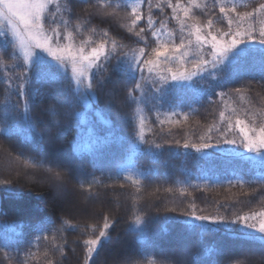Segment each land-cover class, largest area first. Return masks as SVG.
Masks as SVG:
<instances>
[{"label":"snow or ice","instance_id":"1","mask_svg":"<svg viewBox=\"0 0 264 264\" xmlns=\"http://www.w3.org/2000/svg\"><path fill=\"white\" fill-rule=\"evenodd\" d=\"M96 18L100 24L93 23ZM0 21V82L5 85L0 115L6 123L0 133L8 141L0 142V168L8 173L0 179V190L18 196L22 184L34 180L46 184L53 190L61 213L39 218L30 241L24 239L22 222L0 227V257L8 264H31L41 257L44 264H66L79 248V264H172L170 259H153L154 250L145 242V218L153 202L148 199L140 205L145 197L138 194L146 187L141 181L151 179L149 173L155 172L141 170L132 158L141 152L156 157L154 149L162 147L146 138L140 105L149 111L168 107L172 117L182 116L187 121L188 115L176 109L183 97L193 92L209 106L223 104L224 110L219 111L218 122L207 126L200 142H185L183 148L205 157L211 155L206 150L219 149L223 156L246 162L247 171L234 173L227 185L241 189L244 199L236 203L247 204L249 211L196 215L191 204L190 215L201 222L192 227L215 233L220 225H226L237 240L250 245L241 252L244 259L229 260L228 264H245L254 255L264 261V210L252 207L254 201L264 206V0L249 4L240 0H0ZM172 21L175 26L169 27ZM124 33L129 43L124 42ZM5 54L11 63L3 59ZM50 84L59 85L56 95L63 99L58 103L67 106L64 115L79 130V139L73 140L68 153L47 149L38 118L32 113ZM101 96L109 112L127 107L128 118L135 115L139 119L126 163L100 162L103 141L95 134L87 113ZM233 97L243 104L230 107L227 100ZM50 112L55 117V110ZM102 117L103 113L97 114V119ZM23 128L31 132L25 139L34 155L11 143ZM89 158L94 171L84 175L78 165L81 159ZM121 178L136 192L117 193L116 186L108 183ZM70 184L75 189L70 190ZM119 187L123 190L125 184ZM245 188L248 191H243ZM173 191V187L164 189L168 194ZM159 192L156 188L149 195L161 199ZM121 195L132 201L124 209L131 216L126 231L139 241L130 252L111 247L120 222L118 210L123 208L118 199ZM109 196L117 199H109L111 206L97 214L94 206L105 203ZM165 211L177 209L165 207ZM73 234L78 235L70 239ZM173 255L176 264H221L215 255L208 260L201 254L193 255L187 246Z\"/></svg>","mask_w":264,"mask_h":264},{"label":"trees","instance_id":"2","mask_svg":"<svg viewBox=\"0 0 264 264\" xmlns=\"http://www.w3.org/2000/svg\"><path fill=\"white\" fill-rule=\"evenodd\" d=\"M173 3H175V0H173ZM240 3L249 4L251 0H240ZM170 11V9H166V13H170ZM93 23L100 24V19L96 18ZM174 26V21L169 22V27ZM101 27H107V25L101 24ZM217 27H222V25L218 24ZM127 35L124 33L125 43L130 42L126 38ZM3 59L11 63L8 61L7 54L3 56ZM0 71H2V67H0ZM122 86L121 84L120 87ZM233 86L238 87L239 85H230L229 87ZM4 88L5 85L0 82V105L5 101ZM58 91L59 85L50 84L46 86L38 102L33 105L32 113L38 118V130L44 136L47 149L50 152L68 153L73 140L79 139V130L66 119L64 114L68 111V108L66 105L58 103V100L63 99L62 96L56 95ZM214 99L218 98L214 97ZM105 102V97L101 96L95 104L96 109L103 113L104 119L110 121L105 128L97 126L98 136L103 141V144L100 145L103 149L100 154V162L102 164H111L114 161L126 163L129 155L127 148L137 132L139 119L135 115L129 119L126 114H130V109L127 107L122 111L114 108L109 112L105 108ZM227 104L230 107H239L243 104V101L233 97L231 100H227ZM140 108L142 111L139 115L145 118L144 133L146 138L149 139L150 143L154 141L156 144L162 145L160 149H154L158 153L156 157L148 152H141L132 158V162L137 164L141 170H154L155 172V174L149 173L151 179L141 181L146 187L141 189L138 194L145 197V199L139 201L140 205H144L148 199L153 202L148 217L145 218L148 222L145 242L152 246L154 250L152 258L157 261L170 259L172 264H176L177 257L173 254L178 253L182 247L187 246L191 249L193 255L201 254L205 260L215 255L221 261V264H228L229 260L244 259L241 252L250 245L237 240L233 230H230L226 225H220L219 230L215 233H202L200 229L192 227L200 223L193 221L195 217L189 213L191 204L195 205L196 215H224L241 210L245 213L249 211L247 204L236 203L238 199H244L241 189L227 185V181L233 178L234 173L241 175L247 171L248 167H241L233 157H231L233 159L231 160L228 157L219 155H216L215 158H218L221 162L212 164L214 158L212 155L219 153L220 150H206L212 155L205 157L192 148H183L185 142L189 144L200 142L199 137L205 135L207 126L214 121L218 122V113L224 110V105L209 106L207 103L201 102L197 93L189 92L183 97V103L176 109L178 112L188 115L187 121H184L182 116L172 117L168 107H161L152 111H149L145 105H140ZM50 109L55 110V117L52 116ZM76 110H80L79 106ZM166 116L168 117L167 120ZM168 120H180L181 123H169ZM56 121H60V123L57 124ZM161 121H164L163 125H161ZM5 126L6 123L0 115V128ZM30 135V130L23 128L19 133L14 134L11 143L23 147L26 153L34 155L31 152L30 143L25 139ZM3 136L4 134L0 133V142L7 144L8 141H4ZM224 147L229 146L224 145ZM122 157L124 159H121ZM78 168L84 175L94 171L90 158L87 160L81 159ZM39 175H42V173H38ZM96 175L99 176L100 173L96 172ZM7 176L8 173L0 168V179ZM108 183L116 186L117 193L121 191L126 193L136 192L135 187L125 183L122 178L108 181ZM122 183L125 184L123 190L119 187ZM68 187L70 190L75 189L73 184ZM166 187H173L174 191L171 194L165 193L164 189ZM20 188L21 191L18 196L0 190V227L5 224L11 225L13 222H22L24 225V239L30 241L33 238L34 223L44 216H60V205L53 199L54 192L46 184L37 183L34 180L22 184ZM156 188L160 189L157 195L161 199L149 195ZM181 188H185L186 192H181ZM243 191H248V189L245 188ZM109 193H111V190H109ZM109 199L115 200L117 197L109 196L105 199V203L95 205L97 214L103 212L106 206H111ZM118 199L123 208L118 210L120 222L115 226L111 247L130 252L139 246V241L134 238V234L126 231L127 221L131 219V216L127 215L124 209L132 201L126 195H121ZM157 205L159 206L158 210ZM221 205H234V207L224 208ZM165 207L176 208L177 211L166 212ZM252 207L257 211L264 210V206L255 201ZM201 209H203V212L200 211ZM17 231H20V229H17ZM9 234L11 235V232ZM77 235L73 234L70 239H75ZM208 248H212L214 251L209 253ZM35 250L33 248V251ZM81 252L82 249L78 248L76 256L70 254L71 260L66 264H79L78 257ZM0 264H8V261L0 257ZM31 264H44L43 258L33 260ZM245 264H264V261L261 260L259 255H254L249 256Z\"/></svg>","mask_w":264,"mask_h":264},{"label":"rangeland","instance_id":"3","mask_svg":"<svg viewBox=\"0 0 264 264\" xmlns=\"http://www.w3.org/2000/svg\"><path fill=\"white\" fill-rule=\"evenodd\" d=\"M0 26H3V21H0ZM98 113H101V112L98 109H96L95 106L93 107V109L90 112L87 113V119L94 124V126H95V134L97 136H98L97 126L99 128H102V127L105 128V127L108 126V123H103L102 122V120H106L107 121L106 118L104 119V116L101 119H97V114ZM215 150L218 151L219 149H215ZM211 155H212V153H211ZM216 155H219V156H222V157H228L231 160L235 159L237 162H239V164L241 165V167H243V166L248 167V164L246 162L240 160L239 158L233 157V159H232L231 156H223V155H221L220 152L219 153H215L214 155H212L214 157L213 158V161H212V164H219L221 162V160H219L218 158H215ZM228 169H229V167H228ZM193 221L201 223L200 221L195 220V218H193Z\"/></svg>","mask_w":264,"mask_h":264}]
</instances>
